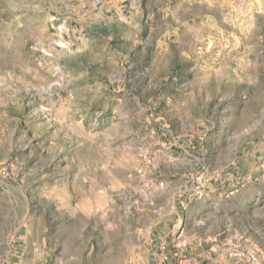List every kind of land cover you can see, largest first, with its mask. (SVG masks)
I'll return each instance as SVG.
<instances>
[{
	"label": "rangeland",
	"instance_id": "rangeland-1",
	"mask_svg": "<svg viewBox=\"0 0 264 264\" xmlns=\"http://www.w3.org/2000/svg\"><path fill=\"white\" fill-rule=\"evenodd\" d=\"M0 264H264V0H0Z\"/></svg>",
	"mask_w": 264,
	"mask_h": 264
},
{
	"label": "crops",
	"instance_id": "crops-1",
	"mask_svg": "<svg viewBox=\"0 0 264 264\" xmlns=\"http://www.w3.org/2000/svg\"><path fill=\"white\" fill-rule=\"evenodd\" d=\"M256 173H253V175H255Z\"/></svg>",
	"mask_w": 264,
	"mask_h": 264
}]
</instances>
